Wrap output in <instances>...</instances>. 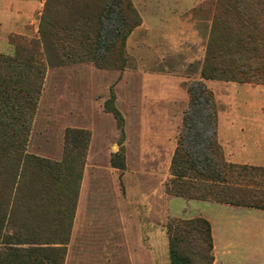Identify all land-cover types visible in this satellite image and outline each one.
<instances>
[{"label":"rangeland","instance_id":"rangeland-1","mask_svg":"<svg viewBox=\"0 0 264 264\" xmlns=\"http://www.w3.org/2000/svg\"><path fill=\"white\" fill-rule=\"evenodd\" d=\"M239 1L130 0L137 14L130 18L119 0L54 1V35L17 59L18 121L8 118L0 136L21 157L54 170L46 185V174L23 163L0 168L5 233L61 250L60 264H126L144 237H156L161 250L167 242L170 261L169 222L203 218L183 213L181 200L170 206L173 214L163 206L189 89L202 84L212 94L227 162L246 165L230 156V138L243 137L237 128L264 147V85L201 77L215 21L230 19ZM0 23L4 57L15 49L2 41V29L40 40V21L26 30L0 11Z\"/></svg>","mask_w":264,"mask_h":264},{"label":"trees","instance_id":"trees-1","mask_svg":"<svg viewBox=\"0 0 264 264\" xmlns=\"http://www.w3.org/2000/svg\"><path fill=\"white\" fill-rule=\"evenodd\" d=\"M54 1L57 0H46L38 29L40 40L28 41L23 36L10 34L8 44L14 47L15 53L9 58L0 54V136L2 132L4 136L10 127L6 121L8 118L18 121L15 117L18 113V91L14 80L17 59L22 51L35 50L40 42L43 45L54 35L48 29L54 28L50 16V6ZM119 4L125 17H137L130 0H119ZM232 4L237 5V9L231 18L215 21L201 77L204 80L264 85V0H240ZM255 8L256 12L253 11ZM128 28L130 32L132 27ZM6 69L11 75L5 73ZM195 88L189 89L190 107L185 113L183 130L172 158L166 193L189 200L264 210V167L233 164L225 160L216 140L217 116L213 96L202 84ZM10 130L17 133L16 128ZM21 156L16 147L0 141V168L6 165L12 170V167L23 163L27 169L31 167L46 174L41 180L49 184L53 165ZM7 178L10 181L13 175ZM1 179L4 185L3 176ZM2 197L0 206H4ZM5 228V218L0 212V244L3 246L0 264H47V261L48 264H60L61 250L35 247L38 243L23 240L16 232L5 233ZM167 232L171 264L214 263L212 230L206 219L171 220Z\"/></svg>","mask_w":264,"mask_h":264},{"label":"crops","instance_id":"crops-1","mask_svg":"<svg viewBox=\"0 0 264 264\" xmlns=\"http://www.w3.org/2000/svg\"><path fill=\"white\" fill-rule=\"evenodd\" d=\"M35 2L36 5L30 8L25 0H0V11L11 14L13 22L27 30L29 26H37L44 9L45 0ZM12 33H15L12 29H2V41L7 42V36ZM233 124L231 123L227 130H230ZM220 127L222 129V126ZM244 130L246 128H237L243 137L230 138V149L235 148L230 156L240 158L246 165L259 166L264 163L263 142L258 136L244 137ZM166 197L163 206H169L170 209L174 201L181 200L183 202L179 206H183V213L193 211L195 216L203 217L210 223L214 243V264H264V210L168 195ZM156 239L144 237L137 252H128L126 264H170L167 242L161 250L154 245Z\"/></svg>","mask_w":264,"mask_h":264}]
</instances>
